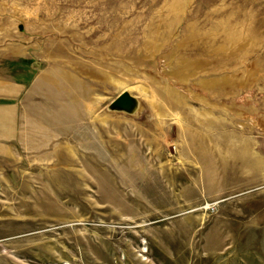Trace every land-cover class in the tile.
Here are the masks:
<instances>
[{"label": "rangeland", "instance_id": "1", "mask_svg": "<svg viewBox=\"0 0 264 264\" xmlns=\"http://www.w3.org/2000/svg\"><path fill=\"white\" fill-rule=\"evenodd\" d=\"M0 134V264H264V0H0Z\"/></svg>", "mask_w": 264, "mask_h": 264}, {"label": "water", "instance_id": "2", "mask_svg": "<svg viewBox=\"0 0 264 264\" xmlns=\"http://www.w3.org/2000/svg\"><path fill=\"white\" fill-rule=\"evenodd\" d=\"M125 98L128 100L127 108H131L134 105V99L132 97L125 96ZM122 104V101H119V106Z\"/></svg>", "mask_w": 264, "mask_h": 264}, {"label": "bare ground", "instance_id": "3", "mask_svg": "<svg viewBox=\"0 0 264 264\" xmlns=\"http://www.w3.org/2000/svg\"><path fill=\"white\" fill-rule=\"evenodd\" d=\"M133 99H134V105H133V108H135L136 104H138V103H139V101L137 100V98H133ZM133 108H132V109H130L129 111H132V110H133Z\"/></svg>", "mask_w": 264, "mask_h": 264}, {"label": "crops", "instance_id": "4", "mask_svg": "<svg viewBox=\"0 0 264 264\" xmlns=\"http://www.w3.org/2000/svg\"><path fill=\"white\" fill-rule=\"evenodd\" d=\"M1 134H2V133H1ZM1 134H0V135H1ZM1 137H2V136H0V138H1Z\"/></svg>", "mask_w": 264, "mask_h": 264}]
</instances>
